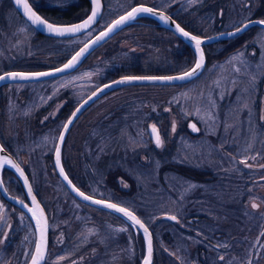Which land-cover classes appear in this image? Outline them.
I'll return each mask as SVG.
<instances>
[{
    "label": "rangeland",
    "instance_id": "1",
    "mask_svg": "<svg viewBox=\"0 0 264 264\" xmlns=\"http://www.w3.org/2000/svg\"><path fill=\"white\" fill-rule=\"evenodd\" d=\"M68 2L43 0V5L65 9ZM137 3H151L196 35L208 36L250 19L258 0H103L97 26L68 41L39 40L10 11L7 22H0V71L48 66ZM132 46L141 49L138 41L122 39L117 51L105 55L100 50L73 73L0 90V137L26 170L48 217L51 248L45 264L136 262L130 227L69 198L51 164L69 112L112 77V68L152 65L146 71L161 73L176 57L168 48L141 58L130 52ZM221 48L214 44L207 51ZM153 125L159 147L148 133ZM62 151L70 176L84 191L124 205L146 221L153 238L152 264H264V29L206 63L203 73L187 84L126 86L106 94L76 120ZM177 166L203 176L192 179ZM110 172L116 174L113 180ZM0 206V240L20 230L23 252L11 264H21L32 249V227L1 199ZM165 214L179 222L162 219Z\"/></svg>",
    "mask_w": 264,
    "mask_h": 264
},
{
    "label": "water",
    "instance_id": "2",
    "mask_svg": "<svg viewBox=\"0 0 264 264\" xmlns=\"http://www.w3.org/2000/svg\"><path fill=\"white\" fill-rule=\"evenodd\" d=\"M12 6L14 7L15 11L17 12V14L31 27L33 28L39 35L42 36H47V37H51V38H57V39H67V38H73V37H77L80 36L86 32H88L89 30H91L99 21L100 17H101V13H102V9H103V4L102 1L100 0V14L97 17L96 22H94L88 29L85 30H81V32L78 33H66L64 35H56L54 33H50L48 32L43 26H35L32 25L31 22L28 20V18L25 16L24 14V10L22 6H18L15 3V0H10ZM29 3V1H28ZM30 4V3H29ZM144 6V7H149V8H153L157 11V13L159 12H163L164 15L170 17V20L168 23H165L164 21H162L159 18V15H151V14H139L134 20L128 21L127 23H125L124 25H122L120 28L116 29L115 31H113L112 33H110L104 40L96 43L95 45H92V41L96 39L97 36L100 35L101 32L106 31L108 26H110L112 24L113 21L118 20L121 16L126 15L129 11H131V9L133 7H138V6ZM31 6V4H30ZM32 7V6H31ZM32 10L35 11L37 13V11L32 7ZM93 10V4L90 0V11L89 13L81 20L71 23V24H55V23H51L49 21H47L48 23L53 24L54 26H58V27H67V26H72L74 24H80L82 23L84 20H86L88 18V16L91 15V12ZM37 15H39L37 13ZM40 16V15H39ZM41 17V16H40ZM140 17H146L149 19H152L153 21H155L161 28L170 31L175 37H177L178 39H180L192 52H193V56H194V61L192 63V65L179 73H174V74H166V75H123V76H119L116 77L110 81L104 82L102 84H100L99 86H97L96 88H94L88 95H86L82 100H80L75 106L74 108L70 111V113L68 114V116L66 117L65 121L63 122L58 135L56 137V141L52 150V155H51V164H52V168H53V172L56 175V177L58 178V180L60 181V183L63 185V187L66 189V191L68 192V194L75 200H77L78 202L87 205L89 207L95 208L97 210H101L104 212H107L111 215H114L120 219H122L131 229L133 236L136 238L138 235H140L141 237V241H142V256L139 259V263L138 264H143L144 259L147 256V239H146V234L144 233L143 229L140 228L139 225H133L131 221H129L126 217L123 216L122 213H118L113 209H108L106 207H104L103 205H99V204H94L91 201H86L84 200L82 197H80L79 195H77V193L75 191H73V185L78 188L81 192L85 193L83 190H81L79 187H77L74 182L70 179V177L68 176L67 172L65 171L63 164H62V150H63V145L65 142V139L69 133V130L71 129V127L73 126V124L76 122V120L80 117V115L90 106L92 105L96 100H98L99 98H101L102 96H104L105 94L119 89L121 87H126V86H176V85H184L187 84L195 79H197L204 71L205 65H206V60H205V54H204V50L203 47L207 46V45H211L217 42H226L228 40L234 39L240 35H242L245 31H247L249 28L256 26L258 28L264 29V26L259 25L258 23H255L256 21L262 20V19H248L244 22H242L240 25H238L237 27L230 29V30H226V31H221L212 35H208V36H200V35H196L190 31H188L187 29H185L183 26L180 25V23L178 21H176L170 14H168L167 12L158 9L156 7L147 5V4H142V3H137L132 5L129 9H127L126 11H124L123 13L119 14L118 16H116L114 19H112L105 27H103L102 29H100L99 31H97L93 36H91L89 39H87L85 42H83L64 62H62L61 64H59L58 66L55 67H51V68H46V69H41V70H8L5 72L0 73V75H4L5 73H9V72H18V73H37V72H50L53 73V75H48V76H43V77H38V78H33V79H28V80H21V79H5L3 81H0V87L2 86H6L9 84H14V83H30V82H40V81H44V80H48V79H52V78H57L63 75H67L70 74L72 72H74L82 63L83 61L87 58V56L89 54H91L97 47H99L101 44H103L104 42H106L109 38H111L113 35H115L118 31H120L122 28H124L125 26L134 23L138 18ZM42 18V17H41ZM44 19V18H42ZM46 20V19H45ZM249 20L253 21L254 23H252L251 25H249V27L247 29H245L242 32L236 33L235 35H229V33H235L236 29L238 27H243V25L245 23H247ZM172 21H175L176 24H179L182 28H184L185 31L189 32L191 35H196L199 36L201 38V40L204 41V43L201 45V49L203 51L204 54V63H203V67L198 70L197 74L189 79H184V80H171V81H161V80H155V81H149V80H141V81H130V82H125V83H115L116 81H120L122 80L124 77L127 76H180L182 75L184 72L186 71H190L194 66L196 61L199 59V53L196 51L195 49V42L191 41L188 38H185L184 36H182L180 33H178L175 29V25L172 23ZM85 45H91L90 50L79 60V62L76 63V65L71 68V69H67L63 72H56L55 70L58 68H63V66L68 63L69 60L72 59L73 56L76 55L77 52H79L82 48L85 47ZM106 85H108L109 87H105ZM93 93H95V95H93ZM80 109L79 112H76V109ZM76 112L75 117H73V113ZM72 120V123L69 125L67 131H64V125L69 121ZM190 129L192 131L193 128L192 126L190 127ZM63 132L64 134V139L61 142L59 140V137L61 135V133ZM148 133L149 136L151 138V140L153 142L155 141L154 135L152 133V126L149 127L148 129ZM0 146H2L1 142H0ZM3 147V146H2ZM57 147H59L60 150V163L59 165L57 164V159H56V149ZM4 148V147H3ZM5 149V148H4ZM4 159H11L13 161V163L19 165L20 169L23 171L24 175L21 176L20 173L11 165H2L0 166V197L10 203L11 205H13L14 207H16L17 209H19L22 213L25 214V216L28 218L32 230H33V234H34V238H33V245H32V249L30 251V254H34L35 253V248H36V244L39 242V238H40V232L38 231V226H37V222L36 219L33 218V213L29 212V208L33 209V211L36 213V216L39 217L40 216V211H43V219L41 220V223H44V221L46 220L47 223V230H46V251H45V260L41 262V264H45L46 258H47V254H48V246H49V230H48V217L46 214V211L43 207V205L41 204V202L39 201L37 195L35 194L31 183L29 181V177L25 171V169L23 168V166L19 163V161L8 151V150H4L2 152H0V161L4 160ZM60 168H63L64 170V174L67 175L68 180L64 179V175H61L60 172ZM6 169L9 170L10 172H12L14 174V176L16 177V179L19 181L21 188L23 190L24 193V197L25 199H22L20 197L11 195L7 192V190L4 187L3 181H2V171ZM25 180H27V183H25ZM71 181V184H69L68 181ZM29 186L32 189V193L31 195H29L28 192V188ZM85 195L91 196L94 200H102L105 201L106 203H114L117 204L121 207H125L127 209H129L128 207L121 205L117 202H114L112 200L109 199H104V198H100V197H96L93 195H90L88 193H85ZM32 196H35V203L32 200ZM19 201H23L24 204L22 205L21 203H19ZM37 204L39 205V208H37ZM24 205H27V207H25ZM136 217H138L140 220L141 218L131 209H129ZM171 215H163L162 219L167 220V221H172L174 222L175 220H170L168 219V217ZM143 222V220H141ZM143 224L148 228V232L151 234V239H152V249H153V238H152V233L151 230L149 229V227L143 222ZM264 232V228L261 230V234ZM152 262H153V253H152ZM25 264H31V257L30 255L28 256Z\"/></svg>",
    "mask_w": 264,
    "mask_h": 264
},
{
    "label": "trees",
    "instance_id": "3",
    "mask_svg": "<svg viewBox=\"0 0 264 264\" xmlns=\"http://www.w3.org/2000/svg\"><path fill=\"white\" fill-rule=\"evenodd\" d=\"M147 5H150V6L154 7V5L151 4V3H149ZM53 10L55 11L54 12L55 14L51 15L52 19H55L57 22H61V21L63 22V21L69 20V14L68 15L66 14L67 12H66L65 9L61 10V8L55 7V9H53ZM10 11L16 12L15 9L13 8V6H12L10 0L1 1L0 2V22H2V23H6L7 22V21H5V16H6L5 14H9ZM61 11H64V14L62 16H60V14H61L60 12ZM80 11L79 12L75 11L74 13H76L77 15H79V14L81 15L82 13ZM171 16L176 21H178L173 15H171ZM18 17L20 19H22L20 16H18ZM253 18L254 19H264V0H258V4H257V7H256V10L254 11V13H253V15L251 16L250 19H253ZM142 22L143 23H151V24H155L156 25V22L153 21L152 19H149V18H146V17L138 18L134 23L125 26L120 31H118L115 35H113L111 38H109L106 42H104L99 47H97L92 52V54H90V56H88L84 60L83 64L90 57H92L93 55H96L100 50H103L105 52L104 53L105 55H109L111 53V51H113V52L117 51V49L119 47V43H120V41L122 39L138 41L139 45L141 46V49L140 48L136 49L134 46H132L130 52L135 54V55H137V56H139V57H141V58L149 56V54H153L154 55V54L160 53L162 51H167L168 48H170L171 50L174 49L173 51L170 52V54H171V56H173V57L176 56V57L171 59L168 62L167 66H165L163 68V69H165V71L161 72V73L159 72L161 70H158V69H156V71H153V72L151 70L149 72L146 71V69H148V68L152 69V65L151 66L150 65H148V66H146V65H140V66H136V65L132 66L131 65V66H128L127 63H120L116 67L112 68V71L110 73V75H112V77L106 79V81H103L102 83L110 81V80H112V79H114L116 77L123 76V75H166V74H174V73L182 72V71L188 69L192 65L193 60H194L193 52L180 39L175 37L170 31H167V30H164V29H161V28L160 29L150 28V27H148L149 25L143 24ZM185 29H187L188 31L191 30V29L189 30L187 27H185ZM256 29H258V27L253 26V27L249 28L247 31H245L242 35H240V36H238V37H236V38H234L232 40H228L226 42L214 43V44H222V48L219 51H217L216 53H213V54L209 53L207 51V49H208V47H211L214 44L204 46L203 50H204V53H205L206 63H208L209 61H211L213 59L222 58L225 55H227L228 53H231L234 50L238 49L240 47L241 43H243V41L246 38H248L251 35V33L254 32ZM191 32H194V31L191 30ZM194 34H196V33L194 32ZM36 37L39 40H41V41H46V40L47 41H51L49 39L41 38L39 36H36ZM110 43L112 45L107 46ZM134 49L137 50V51L134 52ZM67 58H68V56H65L64 58H62V59H60V60H58V61H56V62H54V63H52V64H50L48 66H45V67H41L40 66V67H32V68H24V69H16V70H41V69L51 68V67L58 66L59 64L64 62ZM142 67H144V68H142ZM141 69H144V70L142 71ZM9 70H11V69H9ZM5 71H8V70L0 71V73L5 72ZM2 88L3 87H1L0 90ZM119 89L113 90L111 92H116ZM111 92H109V93H111ZM86 110L80 115V117L86 112ZM0 140H1L0 142H1L2 146L7 150L6 144L2 141V139H0ZM66 141H67V137L65 139L63 148L65 147ZM61 158H62L63 167H64L65 171L67 172L68 176L70 177V179L74 182V184L77 187H79L81 190H83L75 182V180L70 176L68 167L65 165L64 160H63V151H62ZM174 169L177 170V171H181L183 174L188 175L192 179H200L199 177L203 176L202 172H198L196 170H189L187 168H179V166L174 167ZM52 171H53V169H52ZM53 174H54V172H53ZM109 176H110V178L112 176L111 179L113 180L114 177L116 176V174L114 172H110ZM2 181H3L5 189L7 190V192L9 194L17 196V197H20L22 199H25L23 190L21 188V185H20L19 181L16 179V177L14 176V174L12 172H10L9 170L4 169L2 171ZM84 192L87 193L86 191H84ZM69 198L73 199L70 195H69ZM38 199H39V197H38ZM73 200H75V199H73ZM2 201L8 207L14 209L15 211H17V212H19V213H21V214H23L25 216L24 213H22L19 209H17L16 207L11 205L10 203L4 201L3 199H2ZM39 201H40V199H39ZM97 211H101V210H97ZM101 212H104V211H101ZM104 213H107V212H104ZM136 214L139 216L138 213H136ZM141 220H143V219H141ZM143 222L145 224H147L145 220H143ZM16 223H17V221L13 220L12 225H14L13 226L14 229H15ZM14 229L12 228V230H14ZM1 231H2V229L0 228V235H1ZM18 231H19V233L16 232V231L15 232L12 231L10 233L11 235L8 234L9 235L8 238L5 241H3L2 243H0V263L3 262L4 264H11L13 257L16 256V257L19 258L20 257V253L22 255V252H23V248L22 247L24 245H23V242L21 241L20 238H22L23 236H20V230H18ZM50 241H51V239L49 237L48 251L51 248ZM133 241H134V244H135L136 249L138 251V255L136 257L135 264H138L139 263V259L142 256V241H141L140 235H138L136 238L133 236ZM27 257H28V255H27ZM27 257L24 258L22 263L21 262L20 263L21 264H25Z\"/></svg>",
    "mask_w": 264,
    "mask_h": 264
},
{
    "label": "snow or ice",
    "instance_id": "4",
    "mask_svg": "<svg viewBox=\"0 0 264 264\" xmlns=\"http://www.w3.org/2000/svg\"><path fill=\"white\" fill-rule=\"evenodd\" d=\"M93 4V10L91 12V15L88 16L86 20H84L80 24H74L72 26H67V27H58L54 26L51 23H48L47 20L42 19L35 11L32 10V7L28 3V0H15L16 5L22 6L24 10L25 16L28 18V20L31 22L32 25L35 26H43L48 32L54 33L56 35H64L66 33H78L81 32V30L88 29L94 22H96L98 15L100 14V0H91ZM199 2V0H189L190 4H194ZM151 14V15H159V18L164 21L165 23H168L170 20V17L164 15L163 12L157 13V11L153 8L149 7H144V6H138V7H133L131 11H129L126 15L121 16L118 20H115L112 22L110 26H108L106 31H103L100 33L99 36L96 37L95 40L92 41V45H95L96 43L104 40L110 33L115 31L116 29L120 28L122 25L127 23L128 21L134 20L139 14ZM172 23L175 25V29L178 33H180L182 36L185 38L190 39L191 41L195 42V49L199 53V59L196 61L195 66L190 70L184 72L180 76H127L124 77L120 81H116L115 83H125V82H130V81H141V80H149V81H155V80H161V81H171V80H184V79H189L193 76H195L198 72L203 67L204 63V54L201 49V45L204 43L203 40L199 36L196 35H191L189 32L185 31L184 28H182L179 24H176L175 21H172ZM254 23L253 21L249 20L247 23L243 25V27H238L236 29L235 33H229V35H235L236 33L242 32L245 29L249 27ZM255 23H258L261 26H264V19L256 21ZM91 45H85L84 48H82L79 52L76 53L75 56L72 57L71 60L66 63L63 68H58L55 71L56 72H63L67 69L73 68L77 62L90 50ZM241 54H238L237 56H233L232 60L239 59V56ZM238 71V69H237ZM48 75H53V73L50 72H37V73H18V72H9L5 73L4 75H0V81H3L5 79H21V80H28V79H33V78H38V77H43V76H48ZM105 87H109L106 85ZM95 95V93H93ZM80 109H76V112H79ZM76 112L73 113V117H75ZM72 123V120H69L65 125H64V131H67L69 125ZM192 128L194 131H196V126L192 125ZM173 131H175V125H173ZM152 133L154 135L155 141L157 146H161V139L159 136V133L156 129V126H152ZM64 139V134L63 132L61 133L59 140L62 142ZM5 149L0 146V152L4 151ZM56 159H57V164L59 165L60 163V150L59 147L56 149ZM252 159H255L253 157ZM240 163L245 164L246 167H250V165L247 164L246 161H240ZM11 165L14 167L21 176L24 175L23 171L20 169L19 165L13 163L11 159H4L0 161V166L2 165ZM61 175H64V179L68 180L67 175L64 174L63 168H60ZM69 184H71V181H68ZM25 183H27V180H25ZM73 191L77 193L80 197H82L86 201H91L94 204H99L103 205L104 207L108 209H113L118 213H122L124 217H126L129 221L132 222L133 225H139L140 228L143 229L144 233L146 234V239H147V256L143 261V264H152V239H151V234L148 232V228L143 224V222L136 217L129 209L125 207H121L117 204L114 203H106L105 201L102 200H94L91 196L85 195V193L81 192L78 188H76L74 185ZM190 187H195V185H191ZM29 195L32 193V189L29 186L28 188ZM32 200L35 203V196H32ZM22 205L24 204L23 201H19ZM27 207V205H24ZM2 207V206H0ZM253 208H257V204L253 203L252 204ZM37 208H39V205L37 204ZM29 212L33 213V218L36 219L37 226H38V231L40 232V238L39 242L36 244L35 248V253L34 254H28L31 257V264H41L42 261L45 260V251H46V230H47V223L46 220L44 223H41V220L43 219V211H40V216L37 217L36 213L33 211V209L29 208ZM168 219L170 220H177L176 216H169ZM121 231H124L125 229H120ZM264 235V233H262ZM4 238H7V233L3 234ZM3 240H0V243H2ZM226 246V245H225ZM65 259V257H60V260ZM221 260L224 259L223 256L220 257ZM58 264V262H57ZM249 264H251V261H249Z\"/></svg>",
    "mask_w": 264,
    "mask_h": 264
},
{
    "label": "flooded vegetation",
    "instance_id": "5",
    "mask_svg": "<svg viewBox=\"0 0 264 264\" xmlns=\"http://www.w3.org/2000/svg\"><path fill=\"white\" fill-rule=\"evenodd\" d=\"M3 1V0H2ZM29 1V0H28ZM102 1V4H103V0H101ZM11 2V1H10ZM29 3L31 4V6L37 11V13L42 17V18H44V19H46L47 21H49V22H51V23H55V24H71V23H74V22H77V21H79V20H81V19H83L88 13H89V11H90V0H71V2H68L66 5H67V7L65 8V10H66V14L68 15L69 14V20H66V21H61V22H57L55 19H52L51 18V15L52 14H55L54 12V10L53 9H55V7H47V6H44L43 5V0H39V4H33L31 1H29ZM14 8V7H13ZM61 10H64V9H61ZM81 10V11H80ZM75 11H77V12H81L82 14L80 15H77L76 13H74ZM166 12V11H165ZM17 13V12H16ZM61 14H60V16H62L63 14H64V11H61L60 12ZM102 14H103V9H102V13H101V17H102ZM168 14H170V13H168ZM18 15V14H17ZM119 15V14H118ZM19 16V15H18ZM101 17H100V19H101ZM116 17V16H115ZM114 17V18H115ZM114 18H112V19H114ZM100 19H99V21H100ZM111 19V20H112ZM110 20V21H111ZM99 21H98V23H99ZM110 21H108L106 24H104L102 27H100V28H97L96 30H94L91 34H90V36L87 38V39H89L91 36H93L97 31H99L100 29H102L103 27H105ZM97 23V24H98ZM143 23V22H142ZM180 23V22H179ZM97 24L92 28V29H94L96 26H97ZM143 24H146V25H149L148 27H150V28H156V29H160L161 27L156 23V25L155 24H151V23H143ZM180 25L181 26H183V24L182 23H180ZM158 26V27H157ZM184 28H185V26H183ZM33 29V28H32ZM91 29V30H92ZM161 29H163V28H161ZM34 30V29H33ZM91 30H89L88 32H86V33H89ZM165 30V29H164ZM34 32H35V34L37 35V36H39V37H41V38H46V39H49V40H53V41H63V40H69V39H73V38H77V37H80V36H83V35H85L86 33H84V34H82V35H80V36H77V37H73V38H67V39H57V38H51V37H47V36H42V35H39L35 30H34ZM86 39V40H87ZM85 40V41H86ZM84 41V42H85ZM83 43V42H82ZM81 43V44H82ZM80 44V45H81ZM80 45H78V47L80 46ZM78 47H76L72 52H70L69 54H67L66 56H70ZM92 54V53H91ZM88 56H90V54L88 55ZM87 56V57H88ZM84 62V61H83ZM83 64V63H82ZM81 64V65H82ZM80 65V66H81ZM79 66V67H80ZM78 67V68H79ZM77 68V69H78ZM76 69V70H77ZM75 70V71H76ZM73 73V72H72ZM2 87H4V86H2ZM1 88V87H0ZM1 100V99H0ZM1 139V138H0ZM1 141V140H0ZM20 163V162H19ZM0 199L2 200V198L0 197ZM264 233V232H263ZM251 261V260H250ZM251 264H252V262H251Z\"/></svg>",
    "mask_w": 264,
    "mask_h": 264
}]
</instances>
